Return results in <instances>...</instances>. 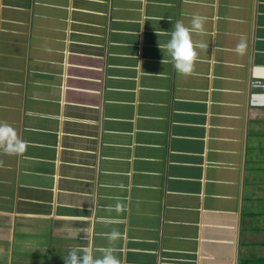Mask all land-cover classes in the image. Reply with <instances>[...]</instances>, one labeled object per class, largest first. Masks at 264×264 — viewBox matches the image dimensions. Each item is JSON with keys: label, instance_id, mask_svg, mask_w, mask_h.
Returning <instances> with one entry per match:
<instances>
[{"label": "crops", "instance_id": "crops-1", "mask_svg": "<svg viewBox=\"0 0 264 264\" xmlns=\"http://www.w3.org/2000/svg\"><path fill=\"white\" fill-rule=\"evenodd\" d=\"M104 247L264 264V0H0V264Z\"/></svg>", "mask_w": 264, "mask_h": 264}, {"label": "clouds", "instance_id": "clouds-1", "mask_svg": "<svg viewBox=\"0 0 264 264\" xmlns=\"http://www.w3.org/2000/svg\"><path fill=\"white\" fill-rule=\"evenodd\" d=\"M207 17L198 13H193L190 25H185L182 20H175L170 31H163L157 35H166L169 38L164 42L158 41V47L163 52L162 63L171 62L177 73L189 75L194 69L198 59V48L206 47L205 44L193 40V34L205 33V23ZM165 53L168 59H165ZM109 239L114 238L115 232L107 234ZM100 257H95L89 250L72 249L69 251L65 264H121L120 260L114 255L111 247L100 248Z\"/></svg>", "mask_w": 264, "mask_h": 264}]
</instances>
